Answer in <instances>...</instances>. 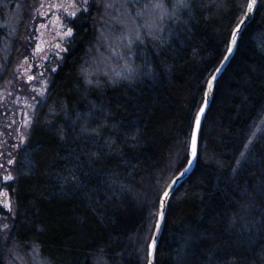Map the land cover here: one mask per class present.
Returning a JSON list of instances; mask_svg holds the SVG:
<instances>
[{
  "label": "trees",
  "instance_id": "trees-1",
  "mask_svg": "<svg viewBox=\"0 0 264 264\" xmlns=\"http://www.w3.org/2000/svg\"><path fill=\"white\" fill-rule=\"evenodd\" d=\"M36 1L0 0V86L27 53ZM185 3L87 0L68 20L7 183L0 264H147L160 194L188 162L206 82L247 0ZM155 264H264V0L215 83Z\"/></svg>",
  "mask_w": 264,
  "mask_h": 264
},
{
  "label": "rangeland",
  "instance_id": "rangeland-1",
  "mask_svg": "<svg viewBox=\"0 0 264 264\" xmlns=\"http://www.w3.org/2000/svg\"><path fill=\"white\" fill-rule=\"evenodd\" d=\"M86 2L87 0H37L25 36L28 44L27 53L17 60L9 77L0 86L2 237L8 231L9 220L14 214L13 198L7 189V183L13 178L15 155L26 142L36 107L46 96L50 74L55 70L71 37L65 35L67 29L71 28L68 20L74 17L69 13L73 11L77 13L85 7ZM152 8L158 10L154 6ZM28 77L34 79L29 80ZM256 131L255 129L254 132ZM6 176L11 178L6 180L4 179ZM35 264L43 263L36 260Z\"/></svg>",
  "mask_w": 264,
  "mask_h": 264
},
{
  "label": "water",
  "instance_id": "water-1",
  "mask_svg": "<svg viewBox=\"0 0 264 264\" xmlns=\"http://www.w3.org/2000/svg\"><path fill=\"white\" fill-rule=\"evenodd\" d=\"M258 2L259 0H256V3L252 9L251 12L248 11V8H247V5L249 3V0H247V3H246V7H245V11H244V14L241 16V18L239 19V21L237 22V24L243 20L244 23L241 27V30L239 32V35L237 37V41L240 37V34L241 32L243 31V29L245 28V26L252 20L253 18V15H254V12L256 10V7L258 5ZM248 13L247 16H245V13ZM236 24V25H237ZM236 25L233 27L232 31L236 28ZM231 31V33H232ZM231 40V34H230V39L229 41ZM237 46V44H236ZM236 46H234V49L232 51V53H228L227 50H226V53L225 55L223 56L222 60L220 61V63L218 64V66L215 68V70L213 71V73L209 76L208 80L212 79L213 76H215V79L213 80V86L211 89H209L208 87V80L206 82V87H205V92L208 93L207 97H205V95H203V101H202V104L201 106L199 107L197 113L199 112L200 108L203 106L205 107V112L201 115V122H200V128H199V131H198V137H197V141L199 140V134H200V130H201V126L203 124V120H204V117H205V114H206V111L208 110V107L210 105V102H211V99H212V96H213V91H214V86H215V83L217 81V79L220 77V75L222 74V72L224 71L225 67L229 64L231 58L233 57L234 55V52L236 50ZM225 57H228L227 59H225ZM217 69H219V71H216ZM205 100H207V104L205 106ZM196 113V114H197ZM195 121V119H194ZM193 127H194V122H193V126H192V131H193ZM192 131H191V134H192ZM191 138V137H190ZM197 153H198V150H197ZM188 160H192V163L189 164L187 162V164L170 180L169 184L166 186V188L163 190L164 191H169V196L164 200V208H163V212H164V216L163 218L161 219L158 215L159 211L161 210L160 209V200L163 196V192L160 194V197H159V202H158V213H157V220H156V223H155V228H154V231H153V234H152V237H151V240L149 242V244L152 242V239L155 238L156 239V242H157V245H158V240H159V237L162 233V229H163V225H164V219H165V213H166V209H167V203H168V200L170 199L171 195L180 187V185L187 179V177L190 175V173L193 171V169L195 168V165H196V162H197V156L195 158H193L190 154V144H189V159ZM181 173H183V175H181ZM169 185H171V188H169ZM157 221H159V228L156 227V224H157ZM148 244V245H149ZM156 254V253H155ZM153 264H155V256H154V259H153Z\"/></svg>",
  "mask_w": 264,
  "mask_h": 264
},
{
  "label": "snow or ice",
  "instance_id": "snow-or-ice-1",
  "mask_svg": "<svg viewBox=\"0 0 264 264\" xmlns=\"http://www.w3.org/2000/svg\"><path fill=\"white\" fill-rule=\"evenodd\" d=\"M256 3V0H249V3L247 5V8H248V11L251 12L254 5ZM108 7H111L112 5H107ZM154 7L156 8H161L162 5L157 2ZM177 7H188V4L185 3V0H178V4H177ZM69 15H72V16H75L76 15V12L73 11L71 13H69ZM248 13L246 12L245 13V16H247ZM161 19H163V15H161L160 17ZM244 21L241 20L237 25H236V28L232 31L231 33V40L228 41V47H227V52L228 53H232L233 49H234V46H236L237 44V37L239 35V32L241 30V27L243 25ZM65 35L67 36H71L72 35V29L69 28L67 29ZM136 38L139 39V33H136ZM133 43V41L130 39L129 40V44ZM228 57H225V59H227ZM216 71H219V69H217ZM29 80L31 79H34L33 77H28ZM215 79V76L212 77V79L208 80V87L209 89L212 88L213 86V80ZM205 97H207L208 93L205 92L204 93ZM207 104V100H205V106ZM205 112V107H201L199 112L196 114L195 116V121H194V127H193V131H192V134H191V138H190V154L193 158H195L197 156V150H198V141H197V137H198V131H199V128H200V122H201V115ZM247 147V146H245ZM244 153H241V156H243ZM9 163H11V161H9ZM188 163L191 164L192 163V160H188ZM237 163H239V161H237ZM181 175H183V173H181ZM11 177H4V179H10ZM169 188H171V185H169ZM169 196V191H164L163 192V196L160 200V211L158 213L159 217L162 219L163 216H164V212H163V208H164V200ZM10 207V205H9ZM156 227L159 228V221H157V224H156ZM156 249H157V242H156V239L153 238L152 239V242L148 245V253H147V256H148V259H147V264H153V259H154V256H155V253H156Z\"/></svg>",
  "mask_w": 264,
  "mask_h": 264
},
{
  "label": "bare ground",
  "instance_id": "bare-ground-1",
  "mask_svg": "<svg viewBox=\"0 0 264 264\" xmlns=\"http://www.w3.org/2000/svg\"><path fill=\"white\" fill-rule=\"evenodd\" d=\"M60 11V10H59Z\"/></svg>",
  "mask_w": 264,
  "mask_h": 264
}]
</instances>
